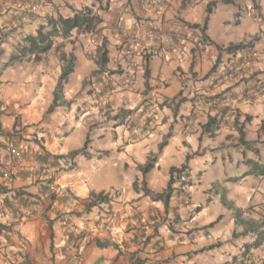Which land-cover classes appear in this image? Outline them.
Segmentation results:
<instances>
[{"label":"crops","instance_id":"crops-1","mask_svg":"<svg viewBox=\"0 0 264 264\" xmlns=\"http://www.w3.org/2000/svg\"><path fill=\"white\" fill-rule=\"evenodd\" d=\"M5 1L14 0H0V7ZM92 3L50 0L29 22L0 10V48L5 50L0 55V264H10L12 256L20 264H140L141 260L197 264L202 249L213 244L215 232L208 225L232 214L222 193L226 191L230 201L234 197L223 186L220 171L231 142H238V126L257 150L247 151L246 156L253 152L259 160L258 154H264V0H167L147 13L140 0H110L106 9L96 6L103 17L99 35H74L60 48L77 57L63 90V100L70 104L48 112L62 71L60 51L53 48V54L44 55L39 63H8L9 56L15 43L46 21V11L69 16L73 9ZM210 4L213 11L204 33L209 45L203 51L189 42L124 43L118 24L122 6L126 26L154 25L162 31L199 34L200 27L191 25L204 22ZM102 38L109 50L107 67L115 71L107 79L93 74ZM238 43L250 45L235 53L227 50ZM246 52L252 53L247 60ZM232 63L241 67L235 78L219 81ZM150 100L159 105L157 118L146 134L135 136L117 115L139 111ZM213 101L219 103L217 107L211 106ZM226 112L231 117L225 124L208 127L211 118L217 121ZM168 133L171 136L160 149ZM9 144L33 155L41 166L20 167L8 154ZM80 149L90 157L71 156ZM151 155L157 162L146 181L156 192L167 188L172 167L187 165L191 185L182 191L180 183H174L169 211L142 190L139 165ZM114 157L121 184L108 176V163ZM136 180L139 190L134 188ZM111 190L115 195L109 201L88 209L92 193ZM188 198L195 204H189ZM211 202L219 218L211 216L207 205ZM20 206L32 215L24 217ZM196 206L198 213L192 216ZM211 255L212 264H264V245L250 259L240 257L226 243Z\"/></svg>","mask_w":264,"mask_h":264},{"label":"trees","instance_id":"trees-1","mask_svg":"<svg viewBox=\"0 0 264 264\" xmlns=\"http://www.w3.org/2000/svg\"><path fill=\"white\" fill-rule=\"evenodd\" d=\"M110 0H93L91 6H85L81 9H73V14L69 16H64L62 14H52L46 17V21L41 22L33 34H27L21 38L14 45V49L9 56L8 63L12 62H24L32 61L34 63H39L42 61L44 54L48 53L53 48L60 51L59 57L62 61V71L59 76L56 88L54 90V101L48 108V112H52L58 105L70 104V102L63 100V90L65 85L69 82L71 75L76 69V55L71 53H66L62 48L65 41L69 40L72 36L79 35H99L100 24L103 22V17L96 12V6L99 9L109 8ZM213 11V5H209L207 9V14L202 24L195 23L191 26L200 27L201 35L205 36V31L208 26V21L210 15ZM5 36V35H4ZM3 36H0V42ZM2 44V43H0ZM250 44L238 43L232 44L227 47L229 52H238L244 50ZM4 49L0 48V55H3ZM110 62L109 50L107 48V40L105 38L101 39V43L97 47V57L96 64L97 69L93 72L94 75H103V73L108 72L109 74L115 71L108 69L107 65ZM183 99L178 101V104L182 102ZM138 112L137 109L130 111H121L117 117H121L119 121L120 124L124 123L129 125L133 121L134 115ZM219 120L211 118L208 122V127L211 129L212 125L217 127ZM238 142L236 146L241 152L242 160L246 163L247 168H255L254 174H258L264 177V164L254 161V159L247 157V151L256 152L257 150L251 145V141L247 140L245 131L242 126H238ZM171 133H168L164 140L160 144V149L163 148ZM89 141V136L87 142ZM108 153V151H105ZM83 153L86 157H90V154L85 151V149H80L73 151L71 156H76L77 154ZM157 157L151 155L147 162L143 165H139L140 170L143 173L144 178L142 179V190L144 195L150 196L153 201H161L164 203L166 211H169L171 206V200L175 194L174 183L179 182V189L182 191L189 185L191 181L189 179V172L187 170V165L181 167L171 168V178L166 189L160 192L151 190L147 186L146 175L156 167ZM235 169L239 170V166H235ZM243 175V173L236 172L232 177L226 180L237 181ZM182 176L186 179L182 180ZM139 183L136 180L134 182L135 190H139ZM115 195V192H100L92 193L90 197V202L88 203V209L99 205L103 202L109 201ZM222 200L227 207L234 210L235 221L242 227L243 235H237L236 242H240L239 256L244 259H250L254 254V250L262 247L264 245V218L255 219L253 217H247L245 215L246 209L234 208L232 201L227 199L226 191L222 193ZM216 221H213L208 226L215 225ZM250 235V236H248ZM248 236V237H247ZM215 245H210L208 248L214 247ZM143 260L138 261V263L143 264Z\"/></svg>","mask_w":264,"mask_h":264},{"label":"built area","instance_id":"built-area-1","mask_svg":"<svg viewBox=\"0 0 264 264\" xmlns=\"http://www.w3.org/2000/svg\"><path fill=\"white\" fill-rule=\"evenodd\" d=\"M167 0H140V7L144 13L151 11L154 8L162 6ZM50 4V0H14V1H5L2 3L0 10L4 13H10L15 17H23L27 22L31 21L32 17L39 15L44 11V9ZM251 9V8H250ZM126 12V7L122 6L118 11V24L121 30V34L124 39V43L132 45L134 43H141L146 39H153L160 42L163 45L171 46L177 42H189L193 45L198 51L205 50L209 42L204 38L201 33L196 34L191 31H182V30H170L162 31L160 28L154 25H137V26H126L122 23L123 15ZM53 13L51 10L45 12V16H51ZM262 26L264 28V17L261 19ZM252 53L246 52L244 55L246 60ZM243 57V58H245ZM248 62V61H247ZM240 65L232 63L229 65V68L226 70L225 74L219 77V81H224L226 79H233L236 76V73L240 70ZM104 78L109 77V73L105 72L102 75ZM2 88L0 87V94ZM218 102H211L212 107H217ZM158 103L155 100H150L143 106L133 117L132 123L126 125V128L131 131L135 136H142L148 132L152 123L155 121L158 115ZM231 117L230 112L224 113L219 119V125L225 124ZM8 154L16 161L22 168H31L39 167L41 164L37 159L25 152L23 149L16 147L12 144L8 145ZM3 160L0 157V165ZM186 179L185 176H182V180ZM20 211L23 213L24 217H30L32 215L31 210L24 206L19 207ZM10 264H20L18 258L12 256L10 257Z\"/></svg>","mask_w":264,"mask_h":264},{"label":"rangeland","instance_id":"rangeland-1","mask_svg":"<svg viewBox=\"0 0 264 264\" xmlns=\"http://www.w3.org/2000/svg\"><path fill=\"white\" fill-rule=\"evenodd\" d=\"M243 17H247L246 14H244ZM247 19H250V18L248 17ZM36 25H38V24H36ZM261 28H262V32H264L263 31L264 28L263 27H261ZM52 54H53V50H50L48 53H46L44 55L47 58L48 56H50ZM96 57H97V55H96ZM138 60L140 62H143L142 57H138ZM29 62H31V61H29ZM229 65H231V64H229ZM101 101L105 102L106 98L101 99ZM235 140L237 141V138ZM235 143L236 142H234V140H233V142H231L230 146H232V148H230V151L226 152V156L223 159L224 162L222 165V169L220 171V179L223 183V186L228 187L230 189V192L232 193V195L234 197V201L231 200L234 208L246 209L245 215L247 217H253L255 219L264 218V178H261L260 175H257V174L256 175L254 174L255 176L248 175L249 173H254L255 168H253V167L249 168V169L247 168L246 163L242 160L241 156L239 155V153L237 151L238 149H237ZM255 155L256 154H254L253 152H251V153L248 152V156L252 157V159H254V161H256L258 163L261 162L262 164H264L263 152L258 154V156L260 155L259 160L257 159V157ZM207 156L210 157L211 160L213 159L211 152L207 153ZM116 159H117V157H114L108 163V169H109L108 170V176L112 179V182H120V184H121V182H124V181L120 176H118L120 174L116 173V167L114 168L115 163H117ZM96 161H97V159L95 158L94 162H96ZM235 166H239V170H234V172H232L231 170ZM100 171H101V169H100ZM132 172H133V170H132ZM140 172L142 174V179H143V177H144L143 173L141 170H140ZM236 172L243 173V175L239 178V180H237V181H225V179L232 177L233 173H236ZM97 179L102 180V177H99ZM111 191L115 192V190H111ZM227 199H229V198H227ZM186 200L189 201L191 199L188 198ZM218 202L222 205L221 200H218ZM192 203L195 204V201L194 200L189 201V204H192ZM186 205H188V204H186ZM207 205L211 206V208H209L211 216H213L214 218H219V216L217 214L218 210L214 207L215 206L214 202H211L210 204H207ZM197 207L198 206L192 208V210H191L192 216H194L196 213H198ZM231 211H232V214L228 213V214L222 216V218H219L218 222L215 225L208 226V227H211L214 229V232H215L214 235L215 236H213L211 238V242H213L212 245H215V246L211 247V248H208L210 245L205 246L202 249V250H204V252L202 251L204 253V255H201L203 253H199L200 256L198 258H196L197 264H199L200 262L205 263V264H212L213 263L212 260H214V259L211 255V251L216 250L217 247H219L223 243L228 244L229 247L235 251H238V252L240 251L239 247L241 244H240V242H236L235 239H236L237 235H243V230H242V227L239 226L235 221L234 210L232 209ZM233 214H234V217H233ZM198 218L200 221H204V219L201 218L200 216ZM222 219H224V220H222ZM145 221H146V223H149L148 218H145ZM248 236H250V235H248ZM233 243H234V245H233L234 247H232Z\"/></svg>","mask_w":264,"mask_h":264},{"label":"clouds","instance_id":"clouds-1","mask_svg":"<svg viewBox=\"0 0 264 264\" xmlns=\"http://www.w3.org/2000/svg\"><path fill=\"white\" fill-rule=\"evenodd\" d=\"M249 15H252V13H249Z\"/></svg>","mask_w":264,"mask_h":264}]
</instances>
